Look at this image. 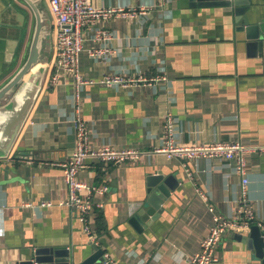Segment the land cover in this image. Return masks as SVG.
Returning a JSON list of instances; mask_svg holds the SVG:
<instances>
[{"label":"crops","instance_id":"0c3cea01","mask_svg":"<svg viewBox=\"0 0 264 264\" xmlns=\"http://www.w3.org/2000/svg\"><path fill=\"white\" fill-rule=\"evenodd\" d=\"M92 2L135 15L112 14L84 31L79 64L87 82L79 104L89 130L88 145L136 148L146 156L115 164L85 160L79 179L94 188L107 187L103 195L92 192L103 207L96 208V241L91 242L77 210L59 204L69 193L58 163L75 145V98L69 75L49 83L54 58L50 16L52 51L41 88L11 154L0 159V264H21L37 247L65 246L87 255L94 245L112 264H184L208 234L212 212L225 217L247 213L240 207L250 210L252 224L264 230V155L247 156L248 181L243 185L233 159L153 153L163 145L169 113L177 143L264 144V0H248L245 12L250 23L260 24V44L237 29L233 6H192L189 0L161 5L156 0ZM32 20L20 0H0V30L7 26L15 36L22 26L20 60ZM96 27L104 28L109 38L95 39ZM249 41L255 43L247 45ZM2 43L0 84L15 65L2 61ZM103 46L109 49L105 55L88 54V49ZM105 74L164 78L110 87L98 82ZM155 172L177 179L178 186L160 205L158 217L137 231L129 223L130 205L144 199L147 177ZM249 229L226 231L211 264H262L254 250L233 235H248Z\"/></svg>","mask_w":264,"mask_h":264},{"label":"built area","instance_id":"2783aa9c","mask_svg":"<svg viewBox=\"0 0 264 264\" xmlns=\"http://www.w3.org/2000/svg\"><path fill=\"white\" fill-rule=\"evenodd\" d=\"M47 3L54 29V58L49 73V83L55 85L62 75H69L74 89V127L75 145L69 156L58 163L63 171V179L68 187V198L60 201V205L69 206L77 210L83 221V229L89 235L90 241L95 242L96 235L93 231V222L97 213L96 208H102L103 202L92 197V192L103 195L107 187L100 185L94 188L79 179V171L84 167L87 158L98 160L102 163H121L125 161H138L146 153L134 148L114 149L107 145L90 148L88 145V126L80 115V90L86 84L80 64L79 54L82 50L83 35L86 28L96 26L98 21L116 15H135V11H124L120 8H102L93 4L92 0H44ZM159 5L167 0H156ZM143 12V11H141ZM94 38L106 40L109 38L104 28L94 29ZM88 54L93 57L105 55L109 49L106 46L88 49ZM164 78L163 75H155L152 78L145 76L127 77L120 74H105L98 81L100 84L110 87H128L140 84H148L151 81ZM174 118L169 113L166 117L164 140L161 147L153 150V153L163 154L168 158L178 157L193 159L197 157L211 158L222 157L235 161V171L242 176V184L248 181L247 156L250 154L264 155V144H243L239 141H216L212 143L181 144L174 140ZM86 190V194L83 193ZM205 199L206 195L201 194ZM43 202L41 205H49ZM210 210L213 208L210 207ZM243 215L225 217L212 212V224L208 234L201 240L196 253L185 260L184 264H211L217 260V245L228 230L241 231L248 229L252 224L251 211L240 207ZM264 228V226H263Z\"/></svg>","mask_w":264,"mask_h":264},{"label":"water","instance_id":"95a60500","mask_svg":"<svg viewBox=\"0 0 264 264\" xmlns=\"http://www.w3.org/2000/svg\"><path fill=\"white\" fill-rule=\"evenodd\" d=\"M30 11L32 29L26 52L22 59L20 34L22 26L17 28V35L10 34L8 27L0 30L2 41V61L6 66L15 61L12 73L0 84V159L8 157L17 136L35 102L42 85L46 65L52 51V23L43 0H20ZM192 6H233L237 29L245 31L249 40L261 42L260 24L250 23L245 15L248 0H189ZM21 16V15H20ZM23 19L20 17V19ZM240 22V24H239ZM16 25V24H15ZM255 42H248L247 45ZM24 154V153H22ZM178 186L172 176L163 177L162 172H155L147 177L146 196L140 203L130 205L129 223L137 231L143 222L158 217L160 205L169 197L170 191ZM236 239L245 241L255 252V257L264 264V230L258 224H252L249 234L233 233ZM21 264H112L104 257V252L96 245L93 250L83 255L65 246L37 247L33 255Z\"/></svg>","mask_w":264,"mask_h":264},{"label":"rangeland","instance_id":"374dc122","mask_svg":"<svg viewBox=\"0 0 264 264\" xmlns=\"http://www.w3.org/2000/svg\"><path fill=\"white\" fill-rule=\"evenodd\" d=\"M45 5H46V7H47V3L45 2Z\"/></svg>","mask_w":264,"mask_h":264}]
</instances>
